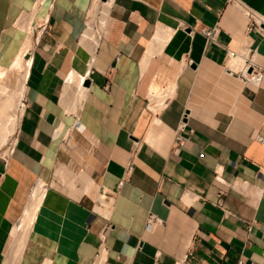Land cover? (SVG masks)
Here are the masks:
<instances>
[{"label":"crops","instance_id":"obj_1","mask_svg":"<svg viewBox=\"0 0 264 264\" xmlns=\"http://www.w3.org/2000/svg\"><path fill=\"white\" fill-rule=\"evenodd\" d=\"M93 2L0 0L9 92L28 24L33 39L13 151L0 157V264L40 180L21 264H264V77L244 79L252 49L264 70V33L243 7L264 15V0H113L101 28ZM231 52L246 57L229 66ZM72 75L91 82L75 112ZM150 214L162 223L147 231Z\"/></svg>","mask_w":264,"mask_h":264},{"label":"bare ground","instance_id":"obj_2","mask_svg":"<svg viewBox=\"0 0 264 264\" xmlns=\"http://www.w3.org/2000/svg\"><path fill=\"white\" fill-rule=\"evenodd\" d=\"M112 2L113 0H108L107 2L99 4V0H94L90 15L93 16L97 11H100L102 17L100 18V24H98L99 28L103 26L108 9ZM256 18L258 21L264 23V15H258ZM25 29L29 31L30 36L27 42L23 45L21 53L16 58V61L14 62L12 67L14 70L18 71L20 75V81L17 89L14 92H9L5 89V87L0 86V96L4 95L3 105L0 108V149L8 143V141L18 128L20 117L19 106L21 105V100L24 95L25 81L27 79L31 64V59L27 58V55L32 51L33 48V39L30 25L28 24ZM245 57L231 55L229 66H231L233 63L242 62V58ZM83 81V78L72 75L69 77L67 82L66 91H71L73 89V86L75 87L76 91V96L72 97L71 99L73 100V98H76L75 101H71L72 103L70 102L69 104L71 105L70 107H72V104H74V112L78 108V106L81 105L87 91L86 87L83 86ZM71 109L70 112L72 111ZM6 152L7 155H9L11 153V148L6 150ZM44 195L45 182L43 180H40L37 182L30 194L28 204L24 209L18 225L11 232L10 244L12 245V250L5 264H21L22 257L27 249L29 236L33 229L42 201L44 199Z\"/></svg>","mask_w":264,"mask_h":264},{"label":"built area","instance_id":"obj_3","mask_svg":"<svg viewBox=\"0 0 264 264\" xmlns=\"http://www.w3.org/2000/svg\"><path fill=\"white\" fill-rule=\"evenodd\" d=\"M100 2H102L100 0ZM104 3V2H102ZM245 8V13L248 16V18L251 20L252 25H250L248 27L249 31H253L255 29V26H257V28L259 29V32L264 33V27H262V22L257 20V14L254 10H252L251 8H249L248 6H243ZM217 31L218 28H212V29H204L203 30V34L206 36L208 42H215L216 41V35H217ZM255 50H250L248 53V56L245 58V65H244V69H246L247 73H244V79L246 82L254 84V85H259L264 77V70L256 63L255 61ZM234 55V56H240L238 53H234L231 52L230 54ZM25 104L24 102L21 100V105L20 108H24ZM77 129H82L81 125L78 124ZM183 132H184V125H181L177 131L175 132V136H174V141H173V147L172 150L175 153H180L182 148L185 146L187 139L183 136ZM258 140L262 143V145L264 146V137L263 136H258ZM13 147L11 148V152L13 151ZM138 151V144H136L131 152V156L129 159V162L127 164L126 167V174L127 175H131L133 170H134V161L133 158L135 156V154ZM161 220L153 214H150L147 222H146V230L147 231H152L153 228L159 224H161ZM239 264H243V262H239Z\"/></svg>","mask_w":264,"mask_h":264},{"label":"rangeland","instance_id":"obj_4","mask_svg":"<svg viewBox=\"0 0 264 264\" xmlns=\"http://www.w3.org/2000/svg\"><path fill=\"white\" fill-rule=\"evenodd\" d=\"M102 17V14L100 13V14H97V16H96V18H94V20H95V23H94V25L96 26V28L98 27L97 25L98 24H100L99 22H100V18ZM92 20V19H91ZM91 23H93V22H90V24ZM19 113H21V109L22 108H20V106H19ZM17 131V130H16ZM15 134H16V132L13 134V136L10 138V140L8 141V143L3 147V148H1L0 149V157H7V156H9V155H7V152H6V150H8L10 147H12V146H14V143H15ZM18 223H19V221H18ZM18 223L15 225V227L18 225ZM14 227V228H15ZM13 228V229H14ZM13 231V230H12ZM11 241V240H10ZM11 250H12V245L11 244H9V248H7V251H6V256H5V260H4V263L3 264H5V262H6V260L9 258V256H10V254H11Z\"/></svg>","mask_w":264,"mask_h":264},{"label":"water","instance_id":"obj_5","mask_svg":"<svg viewBox=\"0 0 264 264\" xmlns=\"http://www.w3.org/2000/svg\"><path fill=\"white\" fill-rule=\"evenodd\" d=\"M102 2H107L108 0H101ZM31 56H27V58H30ZM90 80L89 79H86L84 82H83V86L88 88L90 86Z\"/></svg>","mask_w":264,"mask_h":264}]
</instances>
